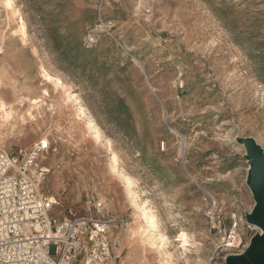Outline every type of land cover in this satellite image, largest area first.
<instances>
[{"label":"rangeland","instance_id":"1","mask_svg":"<svg viewBox=\"0 0 264 264\" xmlns=\"http://www.w3.org/2000/svg\"><path fill=\"white\" fill-rule=\"evenodd\" d=\"M0 105L1 148L48 142L51 216L104 200L111 264H226L260 233L245 141L264 154V0H0Z\"/></svg>","mask_w":264,"mask_h":264},{"label":"built area","instance_id":"2","mask_svg":"<svg viewBox=\"0 0 264 264\" xmlns=\"http://www.w3.org/2000/svg\"><path fill=\"white\" fill-rule=\"evenodd\" d=\"M88 40L95 38L89 34ZM48 148L43 140L12 153L0 147V264H111L104 200L90 197L92 210L83 214L68 210L62 218L51 216L55 199L39 188L51 170L40 159ZM240 244L234 220L223 245Z\"/></svg>","mask_w":264,"mask_h":264},{"label":"water","instance_id":"3","mask_svg":"<svg viewBox=\"0 0 264 264\" xmlns=\"http://www.w3.org/2000/svg\"><path fill=\"white\" fill-rule=\"evenodd\" d=\"M250 168L247 184L256 202L247 214V221L258 226L260 233L255 234L246 249L237 255H230L226 264H264V154L251 138L245 141Z\"/></svg>","mask_w":264,"mask_h":264},{"label":"bare ground","instance_id":"4","mask_svg":"<svg viewBox=\"0 0 264 264\" xmlns=\"http://www.w3.org/2000/svg\"><path fill=\"white\" fill-rule=\"evenodd\" d=\"M24 25V24H23ZM43 76L47 79H51L50 76H48V74L46 73H42ZM54 82L59 85L60 84V80L59 79H54ZM65 90V88H64ZM68 90H66V92H64V94L61 96V99H60V105H63V106H66V107H69V102L73 99V95L72 93L70 92H67ZM1 106V105H0ZM2 108V107H1ZM75 112H76V115L80 118V116H82L85 120H86V124L88 126V129L89 131H91L92 133V136L94 137V140L100 145V147L103 148V150L107 153H109V149H108V146L106 145V142L105 140L102 138L101 136V133L98 132L95 127H94V124L93 122L87 118L86 114H84V112H82V110L79 108V107H75ZM83 113V115H82ZM83 119V120H84ZM110 169L112 170V172L114 173H118L115 169V166L114 165H110ZM54 197V196H53ZM55 199V205L58 204L57 203V200L56 198L54 197ZM54 208V206L52 207ZM52 210V209H51ZM143 218L146 220V222L148 223V226H150L152 229H154L156 227V224H155V219H154V216H147V215H144ZM254 225V224H253ZM255 227L259 228L258 226L254 225ZM260 229V228H259ZM261 232V230H260Z\"/></svg>","mask_w":264,"mask_h":264},{"label":"crops","instance_id":"5","mask_svg":"<svg viewBox=\"0 0 264 264\" xmlns=\"http://www.w3.org/2000/svg\"><path fill=\"white\" fill-rule=\"evenodd\" d=\"M97 196L100 198V195L99 194H97Z\"/></svg>","mask_w":264,"mask_h":264}]
</instances>
